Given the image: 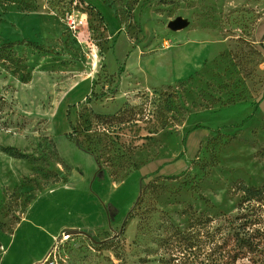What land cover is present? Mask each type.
Segmentation results:
<instances>
[{"label":"rangeland","instance_id":"rangeland-1","mask_svg":"<svg viewBox=\"0 0 264 264\" xmlns=\"http://www.w3.org/2000/svg\"><path fill=\"white\" fill-rule=\"evenodd\" d=\"M78 1L0 0V264H189L175 230L234 216L241 184L264 186V0ZM186 45L197 69L162 78ZM123 108L137 115L114 133L68 136ZM108 213L123 223L86 234Z\"/></svg>","mask_w":264,"mask_h":264},{"label":"trees","instance_id":"trees-1","mask_svg":"<svg viewBox=\"0 0 264 264\" xmlns=\"http://www.w3.org/2000/svg\"><path fill=\"white\" fill-rule=\"evenodd\" d=\"M100 18H102L101 15ZM3 101L4 98L0 95V104ZM141 109L139 108V110ZM90 114L91 117L80 120L72 126L71 132L68 133V136L72 137L78 144L80 143L79 135L82 133L87 135L89 128L91 129V135L97 136L101 126L102 130L105 131V135L107 133L112 134L115 132V127H113L115 125L111 121L123 123L134 120L137 112L132 108H123L112 115ZM83 123L86 124L83 125ZM198 127H200L199 124L194 126V128ZM110 143L113 145L110 146L111 148L116 147L113 142ZM4 150L10 151L17 158L24 157L17 149L5 148ZM240 190L242 198L237 204L239 212L236 215L228 216L221 213L218 218L210 216L204 219L194 218L188 230H175L178 237L176 249L179 252L180 259L187 258L189 264H236L239 258L246 257L251 264H264V227L261 226V215L264 208V186L253 187L241 184ZM242 210H246V212H242ZM206 223L211 224L210 231L200 232L199 229ZM201 243L209 244L208 254L203 258L198 257L197 251H192L193 247ZM178 264L184 263L179 262Z\"/></svg>","mask_w":264,"mask_h":264},{"label":"crops","instance_id":"crops-1","mask_svg":"<svg viewBox=\"0 0 264 264\" xmlns=\"http://www.w3.org/2000/svg\"><path fill=\"white\" fill-rule=\"evenodd\" d=\"M192 45H194V44H192ZM192 45H186V46H183L182 48H180L178 50H175V51L173 50L172 51V53H171L172 54L171 55L172 56L171 57L172 59L170 60V58H169V60H167V62H165V64H163L162 66H159V69L161 70V72L163 74V77L162 78H165L167 76V79L166 80H170L171 78H173V79H180L185 74H189L190 72L195 71L197 69L196 62H197V60L200 57L197 59V56H196L195 64L193 65L195 67H193V68L188 67L190 61H192V57H189V58L184 59V60L182 59V57H183V50L185 48H189ZM172 69L174 70L175 75H173V73H170V71H172ZM163 80L166 81L165 79H162V81ZM160 81H161V79H160ZM161 170L162 169H159L157 171V173L159 175H165V174H162L161 173L162 172ZM98 182H100V181H98ZM107 182L111 183V181L109 179L105 180V182H102V183H107ZM98 194H99V198H100L101 197V195H100L101 193L99 192ZM124 218H125V215L124 214L122 215V217H120V218L118 217L117 218L113 213H108L107 217L106 218L104 217V222L102 224L100 223V225H98L99 227H97V226H95V227L93 226V227H89V228L87 227L84 230H85L86 234H88V235H90L92 237L93 236H97L103 230L116 229L118 226H120L123 223V219ZM57 235H54L53 236V240L55 239V237ZM52 243H53V241H52ZM36 260H38V259H36Z\"/></svg>","mask_w":264,"mask_h":264},{"label":"built area","instance_id":"built-area-1","mask_svg":"<svg viewBox=\"0 0 264 264\" xmlns=\"http://www.w3.org/2000/svg\"><path fill=\"white\" fill-rule=\"evenodd\" d=\"M73 3L75 5H78L80 8L85 9L87 7V3L86 2H79L78 0H73ZM85 13L87 14V12L85 11ZM63 24L65 27V31L68 33V35L70 37H73V39H78V34H79V23H78V19L77 16L75 14V10H71V11H66L65 13V18L63 20ZM86 36L88 39L93 40L96 38L97 36V32L95 30L94 26H87L86 27ZM75 235V231L67 229L64 232L60 233V236L58 238H55V242L53 244L52 249L48 252V254L45 256L44 261H48L50 256L55 253V249L57 247V244L59 243H66L68 241H71L73 239Z\"/></svg>","mask_w":264,"mask_h":264}]
</instances>
